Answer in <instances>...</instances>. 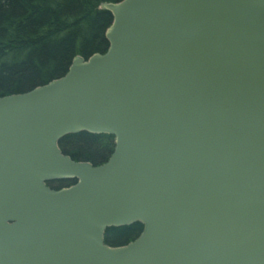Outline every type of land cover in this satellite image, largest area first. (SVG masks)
I'll use <instances>...</instances> for the list:
<instances>
[{
    "label": "water",
    "instance_id": "water-1",
    "mask_svg": "<svg viewBox=\"0 0 264 264\" xmlns=\"http://www.w3.org/2000/svg\"><path fill=\"white\" fill-rule=\"evenodd\" d=\"M99 8L105 53L0 97V264H264V0ZM81 132L107 162L63 153Z\"/></svg>",
    "mask_w": 264,
    "mask_h": 264
},
{
    "label": "trees",
    "instance_id": "trees-1",
    "mask_svg": "<svg viewBox=\"0 0 264 264\" xmlns=\"http://www.w3.org/2000/svg\"><path fill=\"white\" fill-rule=\"evenodd\" d=\"M122 0H0V97L21 94L64 76L76 56L88 59L105 53V37L113 16L99 7ZM64 154L75 161L101 165L115 148V138L88 132L60 141ZM75 180L48 183L52 189ZM142 224L110 228L106 243L122 246L135 240Z\"/></svg>",
    "mask_w": 264,
    "mask_h": 264
}]
</instances>
